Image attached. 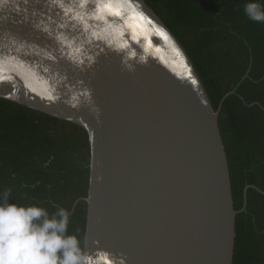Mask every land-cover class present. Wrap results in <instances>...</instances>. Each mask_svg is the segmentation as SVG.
Here are the masks:
<instances>
[{
  "label": "water",
  "instance_id": "1",
  "mask_svg": "<svg viewBox=\"0 0 264 264\" xmlns=\"http://www.w3.org/2000/svg\"><path fill=\"white\" fill-rule=\"evenodd\" d=\"M233 92L213 109L144 0H0V98L85 129L82 247L104 264H232Z\"/></svg>",
  "mask_w": 264,
  "mask_h": 264
},
{
  "label": "trees",
  "instance_id": "2",
  "mask_svg": "<svg viewBox=\"0 0 264 264\" xmlns=\"http://www.w3.org/2000/svg\"><path fill=\"white\" fill-rule=\"evenodd\" d=\"M144 1L185 49L214 110L234 89L218 113L238 211L232 264H264V23L245 15L249 0ZM88 163L84 128L0 98V194L11 189L9 203L50 214L67 209L68 234L82 244Z\"/></svg>",
  "mask_w": 264,
  "mask_h": 264
},
{
  "label": "clouds",
  "instance_id": "3",
  "mask_svg": "<svg viewBox=\"0 0 264 264\" xmlns=\"http://www.w3.org/2000/svg\"><path fill=\"white\" fill-rule=\"evenodd\" d=\"M248 19L264 23V6L257 0L244 5ZM11 189L0 194V264H104L92 256L82 240L68 234L70 213L58 208L49 213L37 205L9 203Z\"/></svg>",
  "mask_w": 264,
  "mask_h": 264
}]
</instances>
